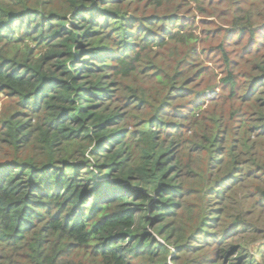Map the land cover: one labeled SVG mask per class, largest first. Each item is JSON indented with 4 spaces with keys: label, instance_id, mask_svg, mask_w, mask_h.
<instances>
[{
    "label": "trees",
    "instance_id": "trees-1",
    "mask_svg": "<svg viewBox=\"0 0 264 264\" xmlns=\"http://www.w3.org/2000/svg\"><path fill=\"white\" fill-rule=\"evenodd\" d=\"M209 1L220 74L204 0H0V264H264V0Z\"/></svg>",
    "mask_w": 264,
    "mask_h": 264
},
{
    "label": "rangeland",
    "instance_id": "rangeland-1",
    "mask_svg": "<svg viewBox=\"0 0 264 264\" xmlns=\"http://www.w3.org/2000/svg\"><path fill=\"white\" fill-rule=\"evenodd\" d=\"M189 6L191 7L190 10H186L185 12L178 11V13H180V16L188 17L190 21L195 20L197 27L195 30L197 31V35L200 38L198 42L199 46L200 48L205 50L207 55V56L206 55L202 56L201 59L205 60V62H208L207 64L209 65V70H210L209 74H213V73L220 74V70H221L220 62H222L221 61L222 57L221 55H218V52L216 50L218 49V46L221 44V42L225 40L226 31L228 30V28H230L231 25L230 23L232 21H230V23L228 24L229 20L227 21L221 14L222 13L221 5H219L216 2L210 3L209 0H204V3L200 6L201 10L198 8V6L195 3L189 2ZM163 10L166 11L167 8H164ZM262 10H264V7L259 3L252 6L251 9L248 10L254 13V17H253L254 23H260L259 25H262L263 24L262 22H264V14L256 15V17H260L261 19H257L255 17V14L257 12H261ZM133 15L139 16L136 14ZM136 27H138V24L136 25ZM262 27L264 28V26ZM245 45L246 42H243L242 45L240 44L239 46L234 45L237 47H231L230 49L228 48V50L231 51V56L233 57L234 54L238 50L243 48V46ZM211 49L213 50L212 53H211ZM180 52L181 50H179V53ZM168 54H169V50L166 51V58L164 62H176L175 58L171 55L169 56ZM157 57L159 58V60H164L165 57L164 51L163 52L159 51ZM210 80L213 81V78L210 77ZM154 82L155 80L152 83L150 80H147L143 87L144 89H146V91L150 93V95L156 96L157 91L153 86ZM127 83L129 84V82ZM215 95H216L215 93L207 92V100L201 105V109L199 111L197 110V113L201 114L205 109H207L209 103L211 102L212 97ZM117 96L118 99L116 100V105L120 106L123 104L122 99L120 98L121 93L118 94ZM14 107H15L14 102L10 103V101L6 97H1L0 118L4 116L7 110L10 109L13 110ZM112 107L115 108V106ZM125 109L130 110L128 107H126ZM180 111L181 113H183L182 109ZM191 133L192 132H189V134ZM186 162L188 163V166L190 168L189 172H187L188 175L186 174V176H190V177H193L194 172H198V170H200V168L204 164L203 158L200 155L196 154L194 150L190 152V158H188ZM148 231L151 232V229H148Z\"/></svg>",
    "mask_w": 264,
    "mask_h": 264
}]
</instances>
